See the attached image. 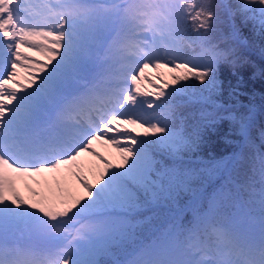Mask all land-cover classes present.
<instances>
[{
	"label": "snow or ice",
	"instance_id": "snow-or-ice-1",
	"mask_svg": "<svg viewBox=\"0 0 264 264\" xmlns=\"http://www.w3.org/2000/svg\"><path fill=\"white\" fill-rule=\"evenodd\" d=\"M257 36L264 45V0H0V264H103L114 250L124 259L113 264H264V152L249 200L232 178L235 154L202 158L224 121L226 143L236 133L254 147V108L237 105L242 49ZM85 154L103 165L95 182ZM18 180L36 186L31 199Z\"/></svg>",
	"mask_w": 264,
	"mask_h": 264
},
{
	"label": "trees",
	"instance_id": "trees-1",
	"mask_svg": "<svg viewBox=\"0 0 264 264\" xmlns=\"http://www.w3.org/2000/svg\"><path fill=\"white\" fill-rule=\"evenodd\" d=\"M242 51L248 56L250 63L242 69V75L245 81L242 87L244 89L246 88L247 92L244 94V97H241L242 95L239 96V105H237V108L240 112H245L248 106H253L255 110L254 125L250 129L248 136V140L254 147H247L245 138L236 133H233L232 137L229 138L233 141L232 143H226L223 138L215 136L212 138L211 143L203 149L202 158L206 160L210 154L217 158L233 157V154H235L234 158L229 160L232 178L236 184L242 186L240 193L241 199L249 200L258 198V193L262 187L258 170L253 172L252 169L254 157L258 152H264V147L261 146L264 142L261 141L259 135L261 126L264 125V53L254 43L251 47H244ZM221 75L235 83V78L230 75V70L227 66L222 68ZM168 76L170 78L171 73ZM243 88H241L242 93L244 91ZM222 101L229 104L236 103L235 99L228 97L227 92L222 97ZM228 127H233V125H230L228 122ZM192 166L200 167L201 165L198 161H194ZM256 168L258 169V161ZM225 179H227V175H221L213 183L219 185ZM196 183L198 184L199 182ZM249 184H251L252 189L255 191V197L252 196L247 187ZM208 190L211 191V186L208 187ZM189 199L190 197L185 195L182 198V203H186ZM252 207L253 210L258 209V205L254 204ZM144 215H150V213H142L139 218L142 219ZM190 215V213H186L187 218H190ZM156 221L157 219L152 222L153 225ZM144 229L147 230V226L141 225L137 229V232H143ZM133 244H129L126 247L130 250ZM114 251L119 252V250ZM104 264L109 263L106 261Z\"/></svg>",
	"mask_w": 264,
	"mask_h": 264
},
{
	"label": "rangeland",
	"instance_id": "rangeland-1",
	"mask_svg": "<svg viewBox=\"0 0 264 264\" xmlns=\"http://www.w3.org/2000/svg\"><path fill=\"white\" fill-rule=\"evenodd\" d=\"M245 35H250V33L246 30L245 31V33H244ZM254 44L258 47V48H260L261 49V47L263 46L264 47V45H262L261 44V41H260V39L258 38V36L257 37H255L254 38ZM263 67V66H262ZM162 71H164V70H162ZM146 75H151V76H153V77H155V75H156V73L152 70V69H149L147 72H146ZM222 78H224V79H226L227 80V77H225V76H223ZM243 88V87H242ZM242 90V89H241ZM243 95L241 96V97H244V94L247 92V89L245 88H243ZM256 105V104H255ZM253 107V106H252ZM255 107H257V106H255ZM240 109V108H239ZM255 111V110H254ZM231 125V124H230ZM222 131H221V134L220 135H218V137L219 138H223V133L224 132H226L228 129H229V127H228V121H224L223 123H222ZM231 128V127H230ZM233 134V133H232ZM232 134L230 135V137H232ZM229 137V138H230ZM224 140V139H223ZM95 179H96V176H94V177H91V181H93V182H95ZM30 185H31V187H36L35 185H33V184H31V181H23V182H18L17 181V186H20L21 188H25L27 191H28V193H29V195L27 196V198H29V199H31V191H30Z\"/></svg>",
	"mask_w": 264,
	"mask_h": 264
}]
</instances>
